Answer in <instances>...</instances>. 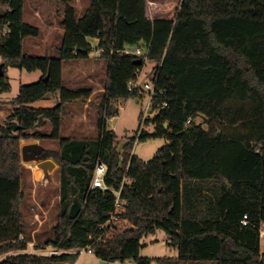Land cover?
Wrapping results in <instances>:
<instances>
[{
  "label": "trees",
  "instance_id": "obj_1",
  "mask_svg": "<svg viewBox=\"0 0 264 264\" xmlns=\"http://www.w3.org/2000/svg\"><path fill=\"white\" fill-rule=\"evenodd\" d=\"M0 3V94L10 91L8 67L41 73L0 103L8 111L0 124V264H73L82 249L109 263L264 264V0H180L173 19L149 18L146 0H90L80 17L61 0L54 17L63 34L55 56L43 57L23 49L24 39L40 35L32 0ZM137 46L146 54L123 53ZM94 53L107 67L97 135L63 138L66 107L86 104L92 93L66 89L63 67ZM146 62L153 65L150 115L139 114L138 130L119 150L107 124L121 101L142 98L128 85ZM48 97L55 107H32ZM157 138L169 143L151 160L132 153L137 141ZM42 140L58 142L64 154L57 222L47 237L34 236L33 249L58 255L27 253L33 239L22 223V143ZM98 162L107 167L108 190L90 189ZM116 192L125 212L108 225ZM158 230L177 258L141 257L142 239Z\"/></svg>",
  "mask_w": 264,
  "mask_h": 264
},
{
  "label": "rangeland",
  "instance_id": "obj_2",
  "mask_svg": "<svg viewBox=\"0 0 264 264\" xmlns=\"http://www.w3.org/2000/svg\"><path fill=\"white\" fill-rule=\"evenodd\" d=\"M48 0H32L34 7L47 5ZM52 1V0H49ZM48 1V2H49ZM56 1V0H55ZM60 1V0H57ZM76 8L77 16H82L90 5V0H70ZM146 14L149 18L173 19L180 0H146ZM45 3V4H44ZM50 3V2H49ZM4 9L0 3V13ZM36 9V8H35ZM34 24L39 26L40 35L38 37H29L23 41L24 51L31 56L43 57L48 51L50 55L55 56L53 46L59 36V26L57 21L52 18L50 23L43 18H30ZM30 22V21H29ZM97 54V53H95ZM94 56V55H93ZM2 64L0 58V65ZM153 65L146 62L142 68L138 83L142 87L151 80ZM7 76L10 84V91L0 94V103L12 102L18 95L19 88L25 85H31L38 82L41 78L40 72H26L16 68H7ZM106 76V63L97 57H92L87 61H78L66 63L63 67V80L66 89L91 88L93 94L87 104L81 100L70 103L67 108L68 114L65 115L61 124L60 135L63 138L70 139H93L97 135V103L98 94L103 87V81ZM95 92V93H94ZM54 101L48 97L32 105L35 108H53ZM86 105V106H84ZM148 105V96L144 93L142 98L128 99L121 101L118 105L119 114L117 117L108 121L107 127L113 130L118 138V148L132 138L139 127L138 117L141 112L146 111ZM5 108L0 109V124L4 123L8 111ZM70 115V116H69ZM200 123L201 120H196ZM43 132L50 134V125L44 127ZM150 130V128H149ZM169 141L165 138H157L144 142H136L132 153L140 160L146 162L151 160L156 152L167 145ZM25 150L24 158V177L23 190L24 200L21 205L22 223L26 236L31 239L34 236L44 238L50 234L51 228L56 224L59 213V194L61 189V163L60 157L64 154L62 147L58 142L26 141L23 142ZM167 236L162 231H156L154 234L144 237L141 241V257L152 260L157 259H175L178 256L176 250L167 245ZM35 240L28 244L27 253H39L33 249ZM50 250V249H49ZM73 264H132L129 261L109 263L97 259L94 255L82 252Z\"/></svg>",
  "mask_w": 264,
  "mask_h": 264
},
{
  "label": "built area",
  "instance_id": "obj_3",
  "mask_svg": "<svg viewBox=\"0 0 264 264\" xmlns=\"http://www.w3.org/2000/svg\"><path fill=\"white\" fill-rule=\"evenodd\" d=\"M126 55H134V56H143L146 54V51L141 47H134V48H126L123 51ZM128 89L131 92H134L137 97H143L144 93L148 96V105L146 108V111L150 110V102L151 98L154 94V82L149 81L148 83H145L142 87L139 85L138 82H130L128 85ZM166 106V104H164ZM150 114L149 113H143V119L147 118ZM196 122V120H195ZM189 123V122H187ZM107 173V167L104 163L98 162L94 168L92 177H91V183H90V189H98V190H108L104 183V179ZM116 201H115V207L114 211L110 214V219L108 220L107 224H111L112 222L116 221L119 216L125 212V205L124 202L120 200V193L116 192ZM242 226H246L247 224V218L246 216L243 217L241 221ZM37 254H45V255H58L61 254V251L55 250V249H44L41 251H38ZM82 252H87L88 254H92V251L89 249H82L79 251V254Z\"/></svg>",
  "mask_w": 264,
  "mask_h": 264
},
{
  "label": "crops",
  "instance_id": "obj_4",
  "mask_svg": "<svg viewBox=\"0 0 264 264\" xmlns=\"http://www.w3.org/2000/svg\"><path fill=\"white\" fill-rule=\"evenodd\" d=\"M60 3H61V0L60 1L52 0L49 4H47L45 6H42V8H41V5H39V6L36 7V9L32 8L31 15H32L33 18H37V19L43 18L44 21L46 20L47 23H50V20H52V18L55 19V17H54L55 14H57V16H60V11H61L60 10ZM70 4L74 7V5L72 4V1H70ZM58 33L60 35H62L63 34V30L61 28H59V32ZM93 55H91V58L92 57H97V54L94 53ZM102 91H103V87L101 88V91H99V92H102ZM92 94H93V91H92L91 95ZM90 97H92V96H90ZM89 99L87 100L86 104L89 102ZM84 106H86V105H84Z\"/></svg>",
  "mask_w": 264,
  "mask_h": 264
},
{
  "label": "water",
  "instance_id": "obj_5",
  "mask_svg": "<svg viewBox=\"0 0 264 264\" xmlns=\"http://www.w3.org/2000/svg\"><path fill=\"white\" fill-rule=\"evenodd\" d=\"M137 63L140 64L141 60H138ZM2 67H3V64L0 65V76L3 74ZM47 79H48V76H46L44 80L46 81ZM164 126H165V128L167 127L166 124ZM17 128H18V126H14V130H16Z\"/></svg>",
  "mask_w": 264,
  "mask_h": 264
}]
</instances>
